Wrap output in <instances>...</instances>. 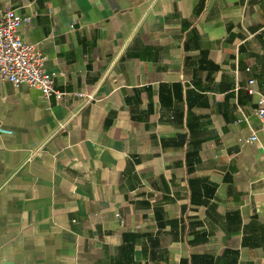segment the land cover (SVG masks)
<instances>
[{
    "label": "crops",
    "instance_id": "crops-1",
    "mask_svg": "<svg viewBox=\"0 0 264 264\" xmlns=\"http://www.w3.org/2000/svg\"><path fill=\"white\" fill-rule=\"evenodd\" d=\"M6 8L64 96L0 83V264H264V0Z\"/></svg>",
    "mask_w": 264,
    "mask_h": 264
},
{
    "label": "built area",
    "instance_id": "built-area-1",
    "mask_svg": "<svg viewBox=\"0 0 264 264\" xmlns=\"http://www.w3.org/2000/svg\"><path fill=\"white\" fill-rule=\"evenodd\" d=\"M26 22L28 19L13 9L0 11V83L9 82L15 87L38 89L45 97L56 96L61 99L64 93L55 89V75L46 69L47 57L40 46L26 42L20 35V29ZM254 83V80L249 82L251 86ZM249 92L259 96L256 116L264 126V92L257 93L252 87ZM89 99L92 100L91 97ZM258 141L256 134L248 139L249 143Z\"/></svg>",
    "mask_w": 264,
    "mask_h": 264
}]
</instances>
